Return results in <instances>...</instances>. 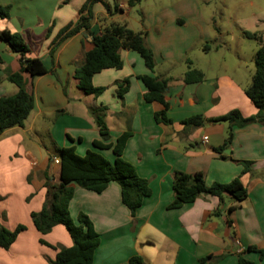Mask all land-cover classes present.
I'll return each mask as SVG.
<instances>
[{"label":"crops","instance_id":"0c3cea01","mask_svg":"<svg viewBox=\"0 0 264 264\" xmlns=\"http://www.w3.org/2000/svg\"><path fill=\"white\" fill-rule=\"evenodd\" d=\"M224 5V10L229 7ZM0 7L6 9V15L0 16V31L20 33L30 49L27 56L38 58L46 68V73L37 76L21 70L19 55L0 39V96L14 94L16 86L14 90L8 88L4 80L20 70L24 88L33 96L32 110L23 125L0 132V224L9 230L20 224L25 226L8 249L0 247V264H48L57 250L41 244L39 239L54 246L72 244L62 225L41 234L32 223L30 212L38 211L44 201L45 174L58 182L59 166L54 162L57 153L52 154L44 146L35 156L24 144L27 137L39 135L36 124L43 117L47 119L44 131L53 146H74L81 155L92 148L93 140L100 139L98 115L109 129V142L121 132L131 131L122 157L134 166L138 176L148 181L151 193L131 216L121 203L116 182H109L100 193L70 185L71 218L75 221L79 213L85 214L99 235L92 264H137L130 262L132 257H140L142 264H238V255L252 264H264L258 252L247 250L250 246L264 249V123L232 127V139L223 149L222 158L215 148L223 144L228 124L209 121L232 109L243 117L257 112L239 77L246 68L240 63L245 59L244 33L256 35L258 45L264 40V0H241L231 5L235 13L230 24L239 36L237 46L234 50L228 48L223 58L215 57L214 61L208 43L215 38L222 40L223 34L206 21L205 12L211 9L204 10L196 0H178L160 7L150 15L145 27V43L156 62L153 72L137 52L122 49L120 69H104L93 75L92 85L105 88L98 96L86 95L77 87L73 78L75 62L91 47L90 33H99L111 22L120 23L118 18L127 15L124 3L0 0ZM88 15L87 30L68 36L52 50L61 28L76 25L79 17ZM192 48L197 49L195 65L203 78L186 83L184 70L174 74L170 67L190 61L188 53L190 56ZM148 74L170 79L165 93L170 124L156 123L153 113L160 105L143 99L146 89L138 76ZM125 79L127 89L119 94L116 82ZM195 115L203 117L201 125L184 123ZM97 151L106 159H113L111 150ZM152 151H159L158 156L152 159L154 164L144 167L143 157L151 156ZM240 161L250 162V170L242 173ZM173 171L200 172L206 185L239 177L246 197L237 201L229 194L221 199L202 195L180 208L167 209L173 199Z\"/></svg>","mask_w":264,"mask_h":264},{"label":"trees","instance_id":"16d2710c","mask_svg":"<svg viewBox=\"0 0 264 264\" xmlns=\"http://www.w3.org/2000/svg\"><path fill=\"white\" fill-rule=\"evenodd\" d=\"M139 1L141 0H128V4L132 6ZM4 15H6V9L0 7V16ZM90 16H81L76 25L67 24L61 28L52 45V50L68 36L81 29L87 30ZM90 34L92 36L91 47L83 52L82 62L76 65L73 71L76 85L84 94L98 96L105 90L104 87L93 86L92 77L104 69H120L122 67L120 50L122 49L137 52L143 59L146 68L153 72L156 62L152 50L145 43L144 32L133 31L127 27L126 23L111 22L103 26L99 33ZM244 35L258 39L252 33L245 32ZM0 39L7 44L12 52L19 55L21 70L31 76L46 73V68L38 58L27 56L30 49L20 33L1 30ZM21 70L12 72L6 77L16 86L17 91L11 95L0 96V132L11 127L22 126L32 110L33 96L24 88ZM138 78L146 89L143 99L146 102H155L160 105V109L153 113L154 121L170 124L171 121L166 116L168 103L165 99L169 79L149 74L138 76ZM202 78V72L191 67H188V71L184 75L186 83L200 82ZM116 84L118 93L122 94L127 89L128 82L125 79L117 81ZM244 92L257 107L255 114L243 117L237 109H232L209 119L214 123L225 122L228 124V132L223 144L215 148L222 158L225 157L222 154L223 149L229 145L232 139V127H243L253 122L264 123V40H260L255 51L254 73ZM202 121L201 115H195L185 120L184 123L199 126ZM96 126L100 139L93 140L92 148L86 150L83 155L77 154L74 146H63L58 149L59 181L54 182L45 174L44 201L38 211L30 212L32 223L39 233L46 234L52 227L62 225L71 239L72 244L69 247L50 245L39 239L41 244L57 250L55 257L47 260L48 264H92L94 251L100 242L99 235L88 216L79 213L76 222L71 218L68 210L69 201L72 198L70 185L74 184L86 190L100 193L109 182H116L120 188L121 203L129 210L131 216H134L143 199L151 193L148 181L139 177L134 166L122 157L125 143L132 134L131 131H123L116 136L113 142H109V129L99 115L96 118ZM106 149L111 150L113 154L111 161L97 151ZM240 163L242 173L250 170V162L240 161ZM171 176L173 199L167 205V209L180 208L185 204L192 203L202 195H211L221 199L224 194H229L237 201L246 197V189L239 177H235L227 183L213 182L206 185L200 172L173 171ZM217 213L215 210L214 214ZM24 229L25 226L22 224L17 225L14 230H9L0 224V247L8 249L17 234ZM247 250L258 252L260 258L264 259V249L250 246ZM130 262L142 263V259L132 257ZM238 264H252V262L238 255Z\"/></svg>","mask_w":264,"mask_h":264},{"label":"rangeland","instance_id":"374dc122","mask_svg":"<svg viewBox=\"0 0 264 264\" xmlns=\"http://www.w3.org/2000/svg\"><path fill=\"white\" fill-rule=\"evenodd\" d=\"M177 1L178 0H141L137 2L135 5L129 6L128 0H116V3L118 2L124 3L125 10H127V15H124L123 17L120 16L118 20H120V23L126 22L127 27L130 28L131 30L136 31V32L142 31L144 32V35H145L146 34L145 27L149 25L148 22L150 19V15L154 14L155 11L158 10L160 7L170 6ZM196 1H198V3H200L203 6L204 10L205 9L206 10L211 9V11L214 10L212 13L211 11L209 13L205 12L206 13L205 16L207 17L206 21L208 20V22L210 23L209 25L211 27H214L216 25L218 28H220L222 30L223 35H222V40L215 38L214 40H212V42L208 43L209 47L211 48L209 50L211 54L209 55H210L211 61H214L215 57H218L219 59H221L224 57V55H226L229 49L234 50L237 46L236 41H237V37L239 36L234 31V29H232L233 27H231V24H230L231 15L235 13V10L231 8V5H235L236 3H239V1L241 2V0L239 1L238 0H196ZM245 1L247 0H242V2H245ZM109 2L112 5V0H109ZM224 4H227V6L229 5V7L225 8V10L223 9V7L226 6ZM96 7L97 6H95L94 8ZM210 13L212 15L211 17H208L207 14H210ZM98 15L100 16V14ZM231 33H234V35H232ZM243 41L244 42L242 45V49H243V56L245 59L242 62L240 61V63H243L244 65L246 64V68L242 71V74L239 78H240V81L243 83V85L247 87L251 81V76L254 73V54L259 45L257 43V39H255L254 37L246 36ZM190 52H191L190 56L188 53V57L190 61H182L181 63L170 67L174 74L178 72H182L183 70L186 73L188 71L189 66H191V68L193 69L199 70V68H197L195 65L196 60L194 59V55L197 52V49L194 50L192 48ZM229 54H231V51L229 52ZM82 59H83V54H82L81 59L78 58L76 60L75 65L80 64L79 62H82ZM188 62H194V63L193 65H191ZM231 62L234 63L236 61L232 60ZM163 67H164L163 68L164 70L168 69V67L165 66L164 64H163ZM4 83H6L8 88H13L14 90V84L6 80H4ZM16 91L17 90H15V92ZM46 99H47V96H46ZM29 119H31V116H29ZM46 120H47L46 118L42 117L41 120L36 124V130H39L38 136L33 134V136H29L27 137V140H25L24 146L28 147V149L31 150L32 154L35 156H37L38 154L37 152L40 148L44 149V146L47 147V149L52 154H56L58 151V148H55L53 146V143L49 141L48 133L44 131L45 126L47 124ZM49 122H50L49 127H51L53 124V118L49 120ZM189 126H192V125H189ZM85 152L86 151H84L81 155H83ZM158 152L159 151H152L151 156L147 154V156L145 155L143 157L142 164L144 165V167H149V165L154 164L152 159L153 158L155 159L158 156L157 155ZM77 217L78 215L76 216L74 222L77 221ZM130 231L132 232V230ZM142 263H143V260H142ZM142 263H137V264H142Z\"/></svg>","mask_w":264,"mask_h":264},{"label":"built area","instance_id":"2783aa9c","mask_svg":"<svg viewBox=\"0 0 264 264\" xmlns=\"http://www.w3.org/2000/svg\"><path fill=\"white\" fill-rule=\"evenodd\" d=\"M203 139L205 140L206 137H203ZM29 158H30V157H29ZM54 162H55L56 164H58V159L54 160Z\"/></svg>","mask_w":264,"mask_h":264}]
</instances>
